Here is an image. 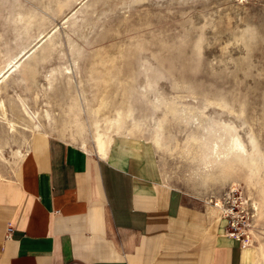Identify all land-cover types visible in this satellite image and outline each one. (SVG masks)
Masks as SVG:
<instances>
[{
	"label": "rangeland",
	"instance_id": "obj_1",
	"mask_svg": "<svg viewBox=\"0 0 264 264\" xmlns=\"http://www.w3.org/2000/svg\"><path fill=\"white\" fill-rule=\"evenodd\" d=\"M1 75L0 169L38 131L132 135L165 181L264 241V0H0Z\"/></svg>",
	"mask_w": 264,
	"mask_h": 264
},
{
	"label": "crops",
	"instance_id": "obj_2",
	"mask_svg": "<svg viewBox=\"0 0 264 264\" xmlns=\"http://www.w3.org/2000/svg\"><path fill=\"white\" fill-rule=\"evenodd\" d=\"M0 170V264H264V241L228 235L220 208L165 181L141 138L84 148L38 131Z\"/></svg>",
	"mask_w": 264,
	"mask_h": 264
},
{
	"label": "built area",
	"instance_id": "obj_3",
	"mask_svg": "<svg viewBox=\"0 0 264 264\" xmlns=\"http://www.w3.org/2000/svg\"><path fill=\"white\" fill-rule=\"evenodd\" d=\"M223 205V204H222ZM221 213L223 215V217L227 220V228H226V233L232 237H234L235 239L242 241L244 240L243 238H241L240 232H238V227L236 224V209L234 207H225L224 205L222 206ZM12 227L8 226L6 229V234L5 237L8 238L11 235L12 232Z\"/></svg>",
	"mask_w": 264,
	"mask_h": 264
},
{
	"label": "bare ground",
	"instance_id": "obj_4",
	"mask_svg": "<svg viewBox=\"0 0 264 264\" xmlns=\"http://www.w3.org/2000/svg\"><path fill=\"white\" fill-rule=\"evenodd\" d=\"M18 66H20V64H18ZM12 67H14V68L12 69L11 72H13V71L16 69L14 65H12L11 68H12ZM16 67H17V66H16ZM5 76H6V75H1V76H0V83H1L2 81H4V79L6 78ZM1 108L4 109V105H3L2 103H1ZM5 114H6V113H5ZM5 117H6V116H5ZM4 119H5V122H7V124L9 125L8 127H11L12 129H14V122L11 123V121H10L9 119H7V118H4ZM107 140H109V138L106 139V140H104V141H107ZM214 206H215V207H218V208H220V209H222V204H221L220 202L216 203Z\"/></svg>",
	"mask_w": 264,
	"mask_h": 264
}]
</instances>
